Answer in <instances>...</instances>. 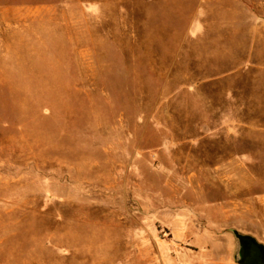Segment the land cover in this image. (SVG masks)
<instances>
[{
    "label": "rangeland",
    "instance_id": "obj_1",
    "mask_svg": "<svg viewBox=\"0 0 264 264\" xmlns=\"http://www.w3.org/2000/svg\"><path fill=\"white\" fill-rule=\"evenodd\" d=\"M264 245V0H0V264H238Z\"/></svg>",
    "mask_w": 264,
    "mask_h": 264
},
{
    "label": "water",
    "instance_id": "obj_2",
    "mask_svg": "<svg viewBox=\"0 0 264 264\" xmlns=\"http://www.w3.org/2000/svg\"><path fill=\"white\" fill-rule=\"evenodd\" d=\"M251 238H252L251 246H254L257 249L258 254L260 255V258L257 261V264H264V245L260 244L255 238L253 237ZM236 239L238 241V252H237V255L235 256V261L238 264H246L249 260L248 256L250 253L251 246L249 244H242V242H240L237 235H236Z\"/></svg>",
    "mask_w": 264,
    "mask_h": 264
},
{
    "label": "flooded vegetation",
    "instance_id": "obj_3",
    "mask_svg": "<svg viewBox=\"0 0 264 264\" xmlns=\"http://www.w3.org/2000/svg\"><path fill=\"white\" fill-rule=\"evenodd\" d=\"M242 244H249L252 245V238L250 235H242L236 234ZM249 260L246 264H257V261L260 258L257 249L254 246H251L250 253H249Z\"/></svg>",
    "mask_w": 264,
    "mask_h": 264
}]
</instances>
